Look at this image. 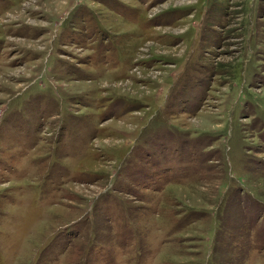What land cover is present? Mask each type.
<instances>
[{
    "label": "rangeland",
    "instance_id": "obj_1",
    "mask_svg": "<svg viewBox=\"0 0 264 264\" xmlns=\"http://www.w3.org/2000/svg\"><path fill=\"white\" fill-rule=\"evenodd\" d=\"M0 264H264V0H0Z\"/></svg>",
    "mask_w": 264,
    "mask_h": 264
}]
</instances>
